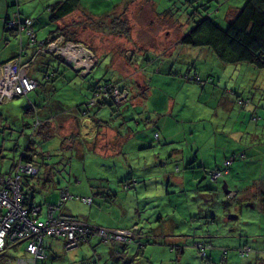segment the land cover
I'll use <instances>...</instances> for the list:
<instances>
[{
  "label": "rangeland",
  "instance_id": "374dc122",
  "mask_svg": "<svg viewBox=\"0 0 264 264\" xmlns=\"http://www.w3.org/2000/svg\"><path fill=\"white\" fill-rule=\"evenodd\" d=\"M54 1L56 0H0V40L7 36L2 28V16L7 9L11 10L17 4L23 15L33 18L45 17L49 14L47 7ZM127 1L81 0L78 3V10L70 15L72 16L70 19L73 21L79 18L82 15L81 11H84L87 18L93 20L91 27H97L99 25L97 22L105 15L123 11V2ZM245 1L154 0L151 6L145 0H140L135 5L131 4L133 7L129 10L130 3H127L125 14L132 25V33L130 32L129 36L105 32L100 29L101 26L93 29L88 27L87 35L81 33L70 35L73 39L76 37L81 39L80 41L94 54V67L86 75L81 73L74 75L69 66L63 68V73L52 74L51 71H54L58 62L52 58L54 67L45 70L40 62L41 56H38L30 66L31 74L39 82L36 88L30 90L28 94H20L0 102V172L11 173L22 154L36 153L38 173L22 172L21 179L22 186L32 193V198L36 202L55 200L58 190L69 185L70 191L74 194H91L93 202L87 204L70 198L65 202L66 211L81 219L103 225H137L144 236L168 232L167 235H161L168 238L173 233L185 237L186 230L181 224L179 214L187 207L191 212H195L199 207L207 208L210 200L215 204L217 218L224 219L237 213L238 201L232 202L231 211H226L225 200L229 198L225 191L219 192L217 199L216 195L211 193L213 191L199 190L198 182L191 174L186 178V182L181 176L177 179L169 175L140 178L139 168L149 162V152H145L148 155L147 159L142 153L137 154L138 151L145 149L136 146L134 132L132 138L119 137L110 140L113 144L110 141L103 144L102 139L85 141L83 135L86 132V121L89 122L91 116L101 117L116 126L120 122L123 123L122 104L114 105L103 97L99 98L101 101L98 99L99 108L95 106L97 102L95 105L85 104V107L89 108L87 115L77 109V116L82 118V125L79 128L75 127L71 113L73 111L75 115L76 103L82 104L79 101L83 98L86 100L87 96L90 99L93 87L99 86L109 78H120L124 75L122 66L124 59L126 63L134 64L136 66L134 69L139 72L140 68L143 69L147 75L148 78L145 80L150 83V88L147 91L149 96L146 102L152 103L153 108L159 112L157 118L161 127L174 128L173 137L176 141L174 144L180 147L174 149V156L184 147L186 149L195 147L188 146L189 142L202 146L201 151L196 148L195 153L197 155L202 153L204 158L214 154L224 157L226 153L231 156L232 143H237L238 139L241 146L243 144L240 143L241 139L245 142L257 135L263 136L264 128L260 126L262 123L258 125L259 122L257 123L252 115L256 112L264 116V68L243 61L236 69L231 70L227 67L228 70H225L227 63L231 62L219 60L214 53L212 54L210 48V52L206 53L207 46L182 45L184 43L181 40V36L202 13L209 12L221 27H225L229 23L230 8L241 6ZM194 9L199 10V13L190 14ZM116 25L115 29L118 27ZM38 30L46 35L45 28ZM40 36H37L38 41L45 38ZM7 37L16 43L19 50L20 36L16 35L17 39L14 36ZM21 40L24 44L26 38L23 37ZM2 54L0 51V61L4 60ZM131 75L138 78L134 72L127 74L129 78ZM66 76H71V80L64 81L63 77ZM164 95L166 97H163ZM228 97H233V101H229ZM242 100L244 102H241ZM47 101L49 104L45 103ZM194 103L203 106L206 109L203 115L208 117L204 120L198 119L203 110L193 105ZM126 109L131 114L130 109L128 107ZM132 120L134 117L128 121ZM197 123V132L204 124L215 125L211 136H207L204 141L214 136L216 128L228 132L234 139L227 144L224 138L222 140L219 138L218 146L213 145L210 148V145H204V141L198 139L194 133L192 127ZM72 129L78 134L65 136ZM120 129L121 126L117 128ZM126 129L128 128H123V131L126 132ZM74 135H79V140H75ZM217 136L223 137V134ZM117 141L119 144L115 145ZM222 142H226V147L222 145L219 149ZM118 151L119 155H111ZM191 158L194 164L200 162L194 157ZM175 160L182 163L181 159ZM129 165L134 169V174H131L134 176L132 180H139L135 184L137 192L135 185L131 188L124 186V182L130 179L125 178ZM175 166L176 162L173 161L166 172L170 169L182 172L183 166L179 168ZM187 168L193 170L194 167ZM174 183L177 185H173ZM224 187L219 186L220 189ZM242 204L250 208L252 205L245 201H242ZM168 206L174 221L165 213ZM173 207L176 208L174 211ZM160 213L163 217H159ZM41 216L44 217L45 214ZM173 228L175 232L172 231ZM170 243L173 244L172 241ZM103 244L104 241L97 236H91L88 241H82L77 247L66 248L63 237L47 235L44 247L48 257L39 259L37 264H86L96 257L97 252H102ZM24 246V243L7 246L0 254V261L11 258L12 264H18L19 257L27 259ZM128 248L132 249V246ZM100 259L103 260L101 257Z\"/></svg>",
  "mask_w": 264,
  "mask_h": 264
},
{
  "label": "trees",
  "instance_id": "16d2710c",
  "mask_svg": "<svg viewBox=\"0 0 264 264\" xmlns=\"http://www.w3.org/2000/svg\"><path fill=\"white\" fill-rule=\"evenodd\" d=\"M129 1L130 0H128L127 2H123V5H122V8H124L123 11L121 10L119 11L120 13L113 12L108 15H105L98 22L96 21L99 25L93 28H99V26H101L100 29L104 30L105 32L113 33V34L120 33V34L129 36L130 35V24L128 21L129 19L127 18L125 14V8ZM79 2L80 0H56L54 1V3L52 2L53 4H50L48 6L47 8L48 10L47 12L49 13L48 16H50V18L54 20L62 16L63 14L69 11H72L73 8H75L78 5ZM196 12L199 13V10L194 9L193 11H190V14H194ZM13 15L17 16L20 19V23L23 21V18L25 16L19 10V7L17 6V4L13 6L11 10L8 11V16H13ZM3 18L4 16H2V19ZM32 21H33L32 24L36 30L35 17L32 19ZM38 24H40V21H38ZM36 25H37V21H36ZM115 25L118 26L116 29L114 28ZM2 28L4 31H6L7 36H14V37L16 35L20 36V34L13 35V33H8V30L3 26ZM61 28L62 27H60L57 30V32H54L51 35L45 37V39L49 41L50 40L58 41L60 44H64L66 40L76 41L70 36V34L65 33V30H66L65 28L64 29L63 28L61 29ZM25 33H27L26 28L22 30V35H24ZM7 36L6 38L9 39ZM59 36H62V38H59ZM25 38L26 40L24 42L25 44L24 46L27 47L25 49H28V52H30L29 49H31L32 52H35L37 49V43L31 39L30 35L26 36ZM19 39H21V37H19ZM181 40L183 41V43L192 44L195 46L209 47L213 51V53L216 55V57L220 59L221 61L231 62V63H240V64L243 63V61H245V62L252 64L255 67L264 68V0H246L242 4V6L239 7V10L237 11V13L234 15V17L229 21V23L225 27H221L216 22L215 18L209 14V12L202 13L199 18L194 20V24L187 30V32H185V34L181 36ZM49 54H52V53H50L49 51H40L37 53V57L40 55L47 56ZM25 56L27 57L24 59V61L26 60L30 61L29 65L27 66V69H30L31 63H33L34 59H36L37 57L30 60L32 58L30 54L28 55L25 54ZM49 64L53 65L52 61H50ZM43 67L45 70L48 69L46 68L45 64H43ZM49 67H54V65L49 66ZM93 67L88 73L92 71ZM72 70L74 72V75L79 74V72L76 69L72 68ZM121 79H123L125 83V86L123 87L118 85L119 79L117 78L107 79L106 81L101 83L99 86L93 87V94L92 96H90V99H89V96H87L86 100L85 98H83L81 101H79V103L82 102V104L78 105L76 103L75 110L78 109L79 112L86 114L89 108L85 107V104L89 103V104L95 105L94 103L96 102L97 103L95 106L99 108L100 107L99 101H101V99L99 98L103 97L109 100L110 103L114 105H117V106L120 104L123 105L124 109L122 110L121 115L124 121L123 123L120 122L118 125H122L123 127L128 128L126 129L127 130L126 132L130 131L131 134L134 132L136 138L138 135L139 137L137 139L141 141L140 143L142 146L146 142L144 140V137L148 135L150 132L152 136H155L157 138L159 137L164 138L165 135H167L168 138H174L173 137L174 128L170 126L164 128L162 126L163 127L162 129V127L159 125V119L157 117L156 119L153 120L152 124L146 123L143 120H141L140 121L141 126L138 125L137 127L136 126L129 127L131 125L130 124L131 122H129L128 120L134 117V121L137 122L139 118H138V115H135L134 113L132 114L135 108L133 106L129 108L131 114L128 113V109H126L127 104H128L127 99L128 101L130 100L131 95H132V93L130 92L132 90L143 92L145 88L143 89L139 83H137L134 79H132V77L128 79L125 77H122ZM114 88L119 89V91H127V93L121 100L115 101L114 100L115 97L113 95ZM91 98H93V100H91ZM49 101L45 103L49 104ZM232 101H233V97H232ZM241 102H244V100H242ZM119 115H120V112H119ZM160 115H162V113H160ZM91 117L94 120V122L97 123V125L98 123L107 122L101 119V117H97V116H91ZM252 117L257 121V123L259 122L258 125L262 123L260 124V126L264 128V124H263L264 119H261V118H264V116H260L259 114L254 112ZM148 118L150 117H147V119ZM249 123L251 122L249 121ZM118 125L116 126V124H114L113 126L118 127ZM119 132H122V130H119ZM164 132L166 134H164ZM222 134L227 135V138L229 139V140L225 139L227 144H229L231 140L234 139L232 136H230V134H228V132H223ZM238 140H237V143H234V144L232 143L231 151L233 152V154L229 156L226 153L225 156L222 158V161L219 163V165L216 163L211 165V163L209 164L207 162H202L199 160V158L194 157V159H198L200 162L197 164H194L192 159L189 160L183 165L182 172H178L177 170H173V171L171 170L167 172L166 174H153L149 176L151 178L153 176L163 177V176L169 175V177L174 178V179H177L179 176H181L186 182V178L192 175V177L195 178L196 181L198 182L199 190L209 189L213 191L211 193H214L217 199L219 197L218 193L223 190L225 191L226 196L229 198L225 200L226 211H231V208L233 205L232 202L238 201L239 209L236 213L237 214L236 217L226 216V218L224 219L217 218V213L215 212V204L212 200L209 201V205L207 208L199 207L195 212H191L190 208L187 207L188 210L184 209V211H182L179 214V218H181L182 220L181 224L183 225V228L186 230L185 236H189V238H191L192 246L195 249V253H197V255L201 259L205 260L206 264H213V263L223 264L224 260L226 259L225 254L228 250V247H222V254H221L222 258L221 259H214L210 257V253L208 252L209 248H214L215 245H217L216 240H215L216 237H214L216 235V232L219 233L220 231L221 234L219 236L221 237L229 238L230 236L232 237L236 236L237 238V237L242 236V233H243L242 230H244V228L250 227V226H247L249 224V221L243 220V218L245 217L247 218L249 215V212L247 211L249 209V206H246V204H242V201H245L247 203L249 202V199L245 198V195L242 193L241 188L243 187L242 185L243 182L247 180L245 178V173L252 174L253 168L257 169L260 167V166L250 165L247 159L250 154L253 156L254 155L259 156L260 154H264V135L263 136L257 135L251 140H246L245 142L241 139L240 143L243 142V144L241 143L242 144L241 146H239ZM174 142L176 141L172 139L169 141L170 144L168 148H171L170 151H172V153L170 155H162L163 153L158 151L157 153L160 152V155L157 158H154L153 160H151V164L149 165L150 168L161 166V164L164 165L166 161H167V165H170L173 162L174 159L168 161V158L173 156L174 149L180 148L176 146ZM226 142H223V147H226ZM172 143L174 145H172ZM206 144L210 145V148L213 146L212 143H209V142L207 143V141L205 140L204 145ZM183 149L184 148H182V150ZM33 156H34L33 162L35 163L38 169L36 173H38L39 167L37 166L35 162L38 157L36 153H32L30 155L22 154L18 161L20 160L25 161L29 159L32 160L31 158ZM175 162L177 161L175 160ZM254 164H258V163L255 162ZM175 167L178 168L179 165L176 164ZM187 167H194V168L193 170H191ZM13 172L14 170L11 173ZM25 172L28 174H36V173L27 172V171ZM2 173H8V172H2ZM227 174L230 175L231 182H229L228 184H223V181L225 180V178L227 179ZM125 178H130L129 181L124 182V186H126L127 188H131L132 186L137 184L139 181V180H132L134 176H131V175ZM21 179H22V174H21ZM20 184H21V190L25 193V196H27V198L29 199V201H27L25 205L30 206V205H33V203H36L41 206V212L39 213L40 218L42 219L47 218L48 205L49 203H53L57 205V208L54 210V214H57L58 212H60V213H63L69 216H73L80 223L86 226H89V228L92 229V231L89 234H87L84 238L79 239L76 246H73L71 248L77 247L79 244L82 243V241H88V239L91 236H97L100 240L104 242L118 241L120 243L127 244L128 246H132L131 250L135 249V247H137L138 250L142 249L147 243V240L145 239L143 240L144 234H142V232L140 231V227H138L137 225H132V226H123L119 224L103 225V224L93 223L88 220L81 219L77 217L76 215L70 213L69 211H66L65 202L68 199L72 198L74 200H78V201H82L87 204H91L93 202V196L91 194H88V195L74 194L70 191L69 185L62 186V188L58 190L57 198L55 200L46 199L44 201L46 203V206L44 207V202H36L32 198L33 197L32 193H30L29 190L25 189L24 186H22L21 181H20ZM173 185L176 186L177 184L174 183ZM219 186H225V187L223 189H220ZM184 187L186 186L184 185ZM135 190H137L136 185H135ZM202 193L209 194V192H202ZM85 197H90L91 198L90 201L86 200ZM230 198H234V200H231ZM172 209L174 211L176 208L173 207ZM169 210H170V207L168 206L165 213L169 215V218L174 219L173 214H170ZM43 213L45 214L44 217L41 216ZM159 217H163V214L160 213ZM100 227L130 228L136 233V235L130 241H121L117 239H107L106 240V239H103L98 234V230ZM48 236H53L56 238L63 237L64 246H65L66 237H67L66 234H60L58 236L56 235H48ZM20 243H24V245H26V241H21ZM183 246H185V244L182 243L181 247L184 248ZM43 248L45 251V255L39 256L36 259L35 264L38 263L39 259H46L48 257V254L46 253V250L44 247V240H43ZM24 250H25V246H24ZM238 250L241 254H246L249 252L250 246L248 244L243 243L242 245L238 247ZM25 252L27 253L28 256L30 257L32 256V254H30L26 250ZM93 262H99L101 264H106L99 257L92 258L88 262V264H91ZM2 263L3 261H0V264ZM28 264H32L31 261H29Z\"/></svg>",
  "mask_w": 264,
  "mask_h": 264
},
{
  "label": "crops",
  "instance_id": "0c3cea01",
  "mask_svg": "<svg viewBox=\"0 0 264 264\" xmlns=\"http://www.w3.org/2000/svg\"><path fill=\"white\" fill-rule=\"evenodd\" d=\"M137 1H140V0H130L128 2L130 3L128 5V10L133 7V5L131 4L135 5ZM145 2H147L151 6H153L154 4V0H145ZM239 7L240 6H237L236 8H230V11H229L230 14L228 15V18H229L228 21H230L234 17V15L239 10ZM77 10H78V5L75 8H73L72 11H69L63 14L62 16L54 20H52L50 16L48 15L45 17L35 18V27H36L37 36L41 35L40 37H47L51 35L52 33L57 32V30L60 27H62L63 29L64 28L66 29L65 30L66 34L77 35L78 33H81L82 35L84 34L87 35L88 34L87 28L91 27V22L93 20H89L87 18V15L84 13V11H81L82 15L79 16V18L71 21L70 18H72V16L70 15H72L73 12ZM42 18H43V22H41ZM36 21L37 23L38 21H40V24H37V26H36ZM129 24H130V32L132 33V25L130 21H129ZM41 28L46 29V35L43 32L38 30ZM15 38L17 39L16 36ZM83 38L85 37L83 36ZM76 39H79V38L76 37ZM0 42L2 43L0 44V51H2L3 53L2 59L4 60L13 57L19 51L17 50L16 43L12 42V40L10 41L4 37V39L0 40ZM182 45L192 46L191 44H187V43H184ZM29 50H30L29 53H31L32 52L31 49ZM210 50H209V47L205 49L206 53L210 52ZM212 54H213V51H212ZM40 56H41L40 62L42 64H45L46 68H49V66L54 65V64L53 65L49 64V62L52 61V58L56 60V62H58V64L55 65L56 67L54 69V74L55 72L63 73V68L65 66H68L64 64L62 61H60V59L53 56L52 54H49L47 56L46 55H43V56L40 55ZM26 57L27 56L23 55L22 59L24 60ZM239 65L241 64L240 63H231V64L227 63L225 70H228L227 67H230L231 70H234ZM122 66H123L124 75H121L120 78H117L119 79L118 81L119 86L121 87L125 86L124 80L121 79L122 77H125L128 79L129 76H127V74L128 73L132 74L134 72L136 75H138V78L136 79L134 76L131 75L132 79H134L137 83H139L143 89L145 88L143 92L132 90L130 92L132 93L130 100L128 101L127 99V103H128L127 107L128 108H130L131 106L135 107L132 114L134 113L135 115H138V118H139L137 122L132 120V122L130 123L131 126L132 127L133 126L137 127L138 125L141 126V122H140L141 120H143L146 123L152 124L153 120L156 119L158 112L155 108H153L152 103L146 102L147 101L146 99L149 96V94H147V91L150 88V83L145 80L148 78L147 75L144 74L143 69L140 68L141 72H139L138 70L134 69L136 67L134 64L126 63L124 59L122 61ZM70 69L72 70L71 67ZM63 79L64 81H70L71 76L63 77ZM163 97H166V96L164 95ZM227 99L229 101H232V98L230 97H228ZM193 105L203 110V112L200 114V118L198 119L204 120L206 117H208L207 115H203L204 111H206V109L203 106L199 105L198 103H194ZM75 111H76L75 115L73 111L71 114L75 120V123H74L75 127L79 128L82 125V121H81L82 118L78 117L77 110ZM147 117H150V118L147 119ZM211 121L213 120L211 119ZM119 126H121L120 130H122V132H119V130H117ZM118 127L113 128L112 124L106 123V122L98 123L97 125L94 123L92 118H90L89 122L86 121V132L84 133L83 138L85 139V141H88V142H90L93 139L95 140L102 139V143L106 144L110 140L119 139V137L129 138L132 136L130 131L129 132L123 131V128L125 129V127H123L122 125H118ZM214 127L215 125L204 124L201 127L200 131L197 132V128H198V123H197L193 125L192 128L197 138L202 139V142H203L207 136H211V132L214 129ZM218 132H220L219 134L223 133L219 128H216L213 133L214 136L206 139V141L210 140L209 143H212L214 147L218 146L219 138L221 140L223 138L226 140L228 139L227 135H224V134H223V137H220V136L218 137L217 136L219 135ZM73 133H76V132L72 129L70 130L69 134L65 136H71L73 135ZM164 134L166 133L164 132ZM184 135L186 138L187 131L184 133ZM79 137H80L79 135H74L75 140H79ZM138 137L139 136L137 135V138ZM164 138H161V137L157 138L155 136H152L150 132L148 135L144 137V140L146 142L143 144V146L140 143L141 141L137 139L136 146L139 145V149H143V150L145 149L144 151L141 150V152L138 151L137 154L142 153V156H144L147 159L148 155L145 152H149V162L147 164H143L139 168L140 178L149 177L150 175H153V174H166L167 173L166 171L171 166V164L167 165V161L164 163V165L161 164V166H156L154 168L149 167V165L151 164V160H153L154 158H157L160 155V152L163 153L162 155H170L172 153V151H170L171 148H168V147L170 144L169 141L171 139L174 140V138H168L167 135H165ZM110 142H112L113 144V141H110ZM114 144L115 145L119 144V141L115 142ZM172 145L174 144L172 143ZM192 145H194L195 147L194 148L191 147L189 149H186L184 147V149L181 152L175 153V156L173 153V156L168 158V161L173 160V159H174L173 161H175L176 158L181 159L182 160L181 165L180 163L176 162V164H178L179 167L183 166L185 161L188 162L189 160H191L192 159L191 157L199 158L200 161L207 162L209 164L211 163V165L215 163L219 165V163L222 161L223 157L221 155L214 154L213 156L211 155L208 158H203L202 153L200 155H197L195 153V149L198 148L199 151H201L202 146L199 144L197 145V144H193L189 142L188 146H192ZM222 145H223V142L222 144H220L219 149L222 147ZM158 151L160 152L157 153ZM114 154L119 155L120 151H118L117 153L114 152L111 155L115 156ZM247 161L252 166H260L257 169L253 168L252 174L245 173V178L247 180L243 182L242 184L243 187L241 188L242 193L245 195V198L249 199V202L252 204L251 208L249 207V209L247 210L249 212L248 217L243 218L244 221H249V224L247 226H250V227L244 228V230H242L243 232L242 236L237 237L238 239L236 238V236H233V237L230 236L229 238L221 237L219 236L221 232L220 231L219 233L216 232V235L214 237H216L215 240H216L217 245H215L214 248L208 249V252L210 253V257L214 259H221L222 258V255H221L222 247H228V250L225 254L226 259L224 260L223 264H264V154H260L259 156H255V155L253 156L250 154ZM255 162H257L258 164H254ZM128 167L131 170L129 172L127 171L129 169ZM126 169H127L126 176L134 174L133 166L129 165L127 166ZM169 171H171V169ZM229 182H231L230 175L227 174V179L225 178V180L223 181V184H228ZM171 220L174 221V219H171ZM175 224L176 223H174V225ZM154 231L159 232L160 230L159 231L154 230ZM172 231L175 232V229L173 228ZM167 233L168 232L166 233L162 232L161 234L167 235ZM161 234L153 233V234H149V236L148 235L144 236L143 240L144 239L147 240V243L142 249H139V250L137 249V247L131 250L130 248H128L129 246L127 244H123L118 241H112V242H104L103 246L101 247L102 252L101 253L97 252V254L96 253L95 254H96V257L103 258L102 261L106 264H206V261L201 259L197 255V253H195V249L193 248L192 242H191L192 240L191 238H189V236L184 237L183 235L172 233L167 238L166 235H161ZM170 241H172L173 244H171ZM182 243L185 244V246H183L184 248L181 247ZM243 243L248 244L250 246V250L246 254H241L238 250V247L242 245ZM151 244H155V245H151ZM174 252H176L175 255H174ZM86 264H88V262Z\"/></svg>",
  "mask_w": 264,
  "mask_h": 264
},
{
  "label": "built area",
  "instance_id": "2783aa9c",
  "mask_svg": "<svg viewBox=\"0 0 264 264\" xmlns=\"http://www.w3.org/2000/svg\"><path fill=\"white\" fill-rule=\"evenodd\" d=\"M12 23L10 21V24ZM25 24L29 25L30 20H25ZM27 32L33 35L30 27ZM42 46L45 50L53 51L73 64L77 71L83 75L87 74L94 64L93 54L80 43L65 41L64 44H60L58 41L50 40ZM28 65L29 61L22 62L17 56L0 66V98L27 94L36 85V80L27 70ZM126 93L127 91H119L114 88V100H121ZM34 156L31 158L32 160L18 161L13 173L0 172V253L10 244L26 241L25 250L32 254L27 259L25 257L18 258V264H28L29 261L35 264L39 256L45 255L43 240L46 235L66 234L65 247L71 248L77 245L80 238H84L92 231L89 226L80 223L73 216L60 212L54 214V210L57 208L56 204L49 203L46 219L39 217L41 212L39 204L25 205L29 199L21 190V174L25 171L37 172L38 169L33 162ZM85 199L90 201L91 198L85 197ZM98 234L106 240L121 241H130L136 235L130 228L106 227H100ZM2 264H11L10 258L5 259ZM91 264L101 263L93 262Z\"/></svg>",
  "mask_w": 264,
  "mask_h": 264
},
{
  "label": "clouds",
  "instance_id": "9594fccd",
  "mask_svg": "<svg viewBox=\"0 0 264 264\" xmlns=\"http://www.w3.org/2000/svg\"><path fill=\"white\" fill-rule=\"evenodd\" d=\"M48 8V7H47ZM10 9H7L6 11H5V13H4V18H3V27H5L7 30H8V33H13V35L14 34H20V37H21V39L23 38V37H26V36H28V35H30L28 32H27V30H28V28L30 27L31 28V30L33 31V35H30V37H31V39L34 41V42H36L37 43V49H36V51L35 52H31V53H29L28 52V49H25V48H27L26 46H24V44H22V40L20 39V41H19V43H20V46H19V51L13 56V57H11V58H9V59H6V60H4V61H2V62H0V66L2 65V64H4L5 62H8V61H11V60H13L15 57H19L20 58V60L22 61V62H25L23 59H22V56L23 55H25V54H30V56L32 57H30L31 59L30 60H32L33 58H35V57H37V53L38 52H40V51H49L50 53H52V55H54L55 57H57V58H59L60 59V61H62L64 64H66V65H68V66H70L71 68H73V69H76L75 67H74V65L73 64H71V63H69V62H67L66 60H64L63 58H61L59 55H57V54H55L53 51H50V50H45L44 48H43V44L44 43H47L49 40H47V39H42V40H40V41H38L37 40V34H36V30H35V28H34V26H33V21H32V19H33V17H30L29 15H25L24 16V18H23V21L20 23V19L17 17V16H8V11H9ZM25 20H30V24L29 25H26L25 24ZM10 21H12L13 23L12 24H10ZM24 28H26V32L27 33H25L24 35H22V30L24 29ZM76 41H73V40H66V41H72V42H75V43H80V44H82L86 49H88V50H90L88 47H86L80 40H77V39H75ZM24 49H25V51H24ZM91 51V50H90ZM21 52H23V53H21ZM91 53L93 54V52L91 51ZM26 61H28V60H26ZM30 62V61H29ZM93 62H94V54H93ZM93 66H94V64H93ZM92 66V67H93ZM28 70V72H29V74L31 75V73H30V69H27ZM77 70V69H76ZM51 73L52 74H54V71H51ZM80 73V72H79ZM86 75V74H85ZM35 80H36V85L33 87V88H35L36 86H37V84H38V81H37V79L33 76V75H31ZM32 88V89H33ZM32 89H30V90H32ZM29 90V91H30ZM28 91V92H29ZM28 92H27V94H28ZM18 95H20V94H18ZM18 95H13V96H11V97H3V98H0V102L2 101V100H5V99H8V98H12V97H14V96H18ZM21 242V241H20ZM20 242H17V243H20ZM10 245H13V244H10ZM10 245H8V246H10ZM5 250H3L2 252H4ZM1 252V253H2ZM20 258V257H19ZM4 261V260H3ZM10 261H11V264H12V260H11V258H10Z\"/></svg>",
  "mask_w": 264,
  "mask_h": 264
},
{
  "label": "water",
  "instance_id": "95a60500",
  "mask_svg": "<svg viewBox=\"0 0 264 264\" xmlns=\"http://www.w3.org/2000/svg\"><path fill=\"white\" fill-rule=\"evenodd\" d=\"M232 215H233V217H236L237 214L235 213V214H232Z\"/></svg>",
  "mask_w": 264,
  "mask_h": 264
}]
</instances>
